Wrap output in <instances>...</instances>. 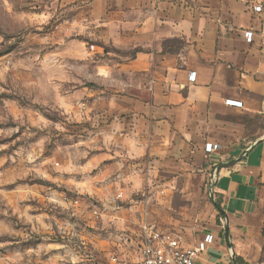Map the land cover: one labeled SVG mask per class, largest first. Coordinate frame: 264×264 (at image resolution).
<instances>
[{"label":"clouds","instance_id":"9594fccd","mask_svg":"<svg viewBox=\"0 0 264 264\" xmlns=\"http://www.w3.org/2000/svg\"><path fill=\"white\" fill-rule=\"evenodd\" d=\"M113 2L118 10L105 19H101V14L97 10L90 17L81 16L71 23L65 21L64 24L59 25L51 37L39 42L40 47L28 49L29 52L35 53L29 63L17 61L12 65L11 71L7 65L0 66V94H15L31 105L37 106L35 109L22 108L16 103L5 101L0 111L6 113L7 109L15 107L17 126L0 131V138L12 135L19 131L20 127H24L25 132L18 137V140H28L35 135L30 129L45 133L40 140L30 146L28 151L25 152L23 148L17 151L15 157L18 159L0 157V168L5 160H13L15 165L11 169L0 171V186L17 179L43 180L57 187H63L68 192L99 199L105 206L109 200L116 199L135 205L133 196L138 193L143 194L147 189L153 193L147 201L151 211L147 214L141 211V220L134 222L144 229L147 237H151L152 243L141 248L137 253L140 264H143L144 253L151 255L146 264H180L185 253L188 256L184 259V264H190V261L199 259L200 250H192L186 246L179 235H165L160 239L162 231L166 229L158 228L153 232L151 227L145 228L144 218L147 215L153 227L155 226L153 218H157L161 223L170 224L177 233L183 231L191 234L192 225L205 218L214 225L212 215L193 216L191 210L187 208L177 213L179 219H173L169 215L173 212L171 193L176 189L179 175L166 183L159 181V169L167 167L165 157L172 155L180 159L181 149L185 148L186 142L191 139V133L183 125L178 124L177 130L184 137L183 140H179L175 133L169 135L168 126L164 123L163 131L157 129L162 139H149L147 124L143 122V117L133 123H125L120 119L121 113L126 109L118 103V100L125 98L120 95L121 93H128L130 90L144 92V83L137 77L136 71L140 69L148 72L155 64L158 77L155 81L156 93H159L162 84L169 92V97L166 99H170L176 105V111L185 113L186 120L194 121L195 115L189 114L195 113L197 103L206 99L203 92L208 89H204L203 85L207 84V80L198 81L197 84L185 81L178 72L177 65L178 62L186 65L189 58L196 54L192 46L194 41L198 47L202 46L206 35L204 21L200 20L196 34L193 35L190 20H182L179 25L170 20L161 21L156 17L155 12L143 13L135 5H132V11L124 13L119 9L122 5L128 4L129 0H113ZM71 3L73 0H49L47 4L44 0H32L27 7L39 8L44 5V10L39 16L20 11L24 6V0H0V9L7 10L13 23L11 31L16 32L18 29L27 31L29 28L47 24L57 16L58 4L63 8L65 4ZM240 3L243 5L245 0H240ZM260 3L261 0H251L246 15H251L252 10L257 9ZM261 17H264V13L257 16V22ZM18 21L23 22L17 23ZM161 23L167 24L168 30L153 32V27ZM100 29L104 31H98ZM121 32H131L134 35L122 37ZM177 35L185 39L187 47L174 57L138 52L133 59L130 54L120 56L115 52H108L107 56L115 59H97L98 56H104V48L87 43V41H100L104 46L120 49L124 53H131L136 48L151 49L155 44V51L159 53L162 51V42ZM69 37L84 39H69ZM2 41L3 36H0V42ZM13 42L9 40L8 44ZM258 42H264V32L261 33ZM45 46L52 50L45 53L42 58L40 53ZM53 55L58 63L53 68H48L43 64V59ZM6 59L10 60L11 56L0 57V61ZM117 61L127 63L122 64ZM37 64L39 67L34 78L31 76L25 78L16 72L18 68L31 71ZM247 71L264 72V60L255 70L247 69ZM243 80L244 86H248L250 77L244 75ZM186 83L190 95L185 98L179 95V91ZM90 84L97 87L90 88L88 87ZM148 90H151V84ZM106 92L111 93L107 99L104 98ZM246 110L264 112V107ZM45 114L54 115L55 119L46 118ZM6 119L7 114L0 115V122ZM53 136H63L70 143L57 145L51 157L41 159L46 145ZM174 140L175 144L172 143ZM7 148H9L8 144L0 145V151ZM146 155L149 157L147 172L144 171ZM105 161H113V163L104 165ZM179 173L185 176L192 175L182 160ZM64 174H68L69 178L64 179ZM77 176L80 177L79 180L76 179ZM21 190L22 194L18 198L6 197L4 206L0 207V216L15 217V223L22 226L17 229L11 224L0 221V237L11 238L0 241V248L6 247L13 241L20 243L39 237L44 243L22 255L17 254L15 259L23 260L25 264H85L87 248L81 247L80 244L83 237L73 231L66 222L61 223L56 219L58 213L75 214L71 202L65 200V193H56L50 188L37 184L31 187L24 184ZM181 191L187 193V185ZM186 198L190 199L191 196L188 195ZM23 201H36V206ZM143 206L134 207L142 209ZM224 223L223 220L220 222L219 229H223ZM236 225L237 222L233 221L229 226L232 230L230 243L233 248L229 249L228 253L242 257L246 264H258L261 254L260 243L250 233L242 232ZM41 256L47 259L41 260ZM0 264H9V262L0 256Z\"/></svg>","mask_w":264,"mask_h":264},{"label":"crops","instance_id":"0c3cea01","mask_svg":"<svg viewBox=\"0 0 264 264\" xmlns=\"http://www.w3.org/2000/svg\"><path fill=\"white\" fill-rule=\"evenodd\" d=\"M249 3L251 0H245L243 5L240 0H129L119 9L128 13L135 5L143 13L155 12L161 21L170 20L177 25L182 20H190L193 35L200 20L204 21L206 35L202 46L198 47L194 41L192 46L196 54L189 58L186 65L179 62L177 65L185 81H190L191 73H194V80L190 81L192 84L207 80V84L203 85L204 89H208L203 92L206 99L197 103L195 113L189 114L195 115L194 121L186 120L185 113L176 111V105L166 99L169 92L162 84L159 93H156L155 81L158 77L155 64L148 72L136 71L137 77L144 83V92L130 90L121 93L125 98L118 100L126 109L120 119L133 123L143 117L149 139H162L157 129L163 131L164 123L168 126L169 135L175 133L179 140L184 137L177 130L178 124L191 133V139L181 149V158L166 156L167 167L159 171L180 174L182 160L192 173L190 176L183 175L187 187L193 176L206 182L209 202L214 210V225L209 223L205 230L194 237L182 238L186 246L192 247L205 235L213 236L212 243L199 256L196 264H246L242 257L228 253L233 248L230 243L232 230L229 227L233 221L237 222V228L250 233L260 243L261 250L264 243V112L246 110L264 107V72L247 71L255 70L264 60V42H258L264 32V17L257 22V16L264 13V0H261L260 12L252 10L251 15H246ZM99 4L104 7L102 19L118 10L113 0H99ZM157 30H168V25L161 23L154 26L152 31ZM245 32L252 33L251 42L246 41ZM132 35L134 33L121 32L122 37ZM169 41L180 44L164 46ZM185 47V39L177 35L164 40L159 53L155 51L154 44L151 49H133L131 56L134 59L138 52H152L154 56L174 57ZM244 75L250 77L248 86H244ZM150 84L151 90H148ZM179 95L185 98L190 95L187 83L180 89ZM226 100L240 102L241 106L226 105ZM164 112L168 114L164 115ZM206 143L217 145V149L206 153ZM253 143V148L246 153ZM145 157L149 158L147 155ZM214 200L220 204L221 216L213 207ZM222 220L224 227L219 229Z\"/></svg>","mask_w":264,"mask_h":264},{"label":"rangeland","instance_id":"374dc122","mask_svg":"<svg viewBox=\"0 0 264 264\" xmlns=\"http://www.w3.org/2000/svg\"><path fill=\"white\" fill-rule=\"evenodd\" d=\"M32 0H24V6L20 9L29 15L39 16L43 10L44 5L42 4L39 8H29L27 4L31 3ZM44 3H49V0H44ZM19 7V4H18ZM15 11V9H12ZM99 11L101 14V19L104 15V7L99 4V0H73L71 4H65L63 8L57 5V16L54 17L47 24L29 28L27 31L18 29L16 32H12L13 27L12 19L7 14V10L0 9V36H3V41L0 42V57L11 56L10 60L0 61V66L7 65L9 70H12V65L17 61H22L25 64L29 63L31 57L35 54L34 52H29L28 49H34L40 47V41L45 40L56 31L59 25H62L67 21L71 23L73 20L79 17H90L94 11ZM23 21H18L17 23H22ZM98 31H104L100 29ZM69 39H84L83 37H69ZM9 40L14 42L8 44ZM89 45H96L98 47L104 48V56H98L97 59H115V57H108V52H115L117 55H132L131 53H124L116 50L115 48L104 46L100 41H87ZM48 47H44L43 52L40 53L41 57L45 56V53L51 51ZM58 63L57 58L53 56H48L43 59V64L48 68H53ZM39 65H35L31 71H26L24 68L16 69V72L22 77L28 78L29 76L35 77L37 74V69ZM90 88H96L95 85H88ZM110 92L104 94V98L107 99L110 96ZM16 103L22 108H33L37 106L31 105L27 100L23 99L21 96L4 93L0 94V109L3 108L4 102ZM7 114V119L4 122H0V131H6L10 128L16 127L15 116L17 114V109L15 107L9 108L4 111H0V115ZM46 118L55 119V116H48ZM30 131L35 132L28 140H18L24 132L25 128L20 127L19 131L14 132L12 135L0 138V145L8 144L9 148L0 151V157H13V159H18L15 157V153L23 148L26 151L30 149V146L35 144L40 140L45 133L37 131L35 129H30ZM16 141V143H12ZM74 142V141H73ZM70 143L63 138V136H53L51 141L46 145L45 152L41 159L51 157L57 145L63 146ZM149 158L144 157L145 168L144 171L147 172V164ZM39 161H37L38 163ZM113 161H105L104 165H110ZM15 167L13 160H5L4 165L0 168V171L8 170ZM103 167V165H102ZM160 170V169H159ZM93 175L95 172L92 173ZM56 175V173H53ZM179 179L176 183V189L171 193V207L173 212L169 213L173 219H179L177 215L180 211L187 208L191 210L193 216L198 214H214V210L211 207L208 197V188L206 187V182L201 181L197 176H193L189 181L187 187V193L181 191L185 186V178L183 175L176 173H166L159 171V181L160 183H166L170 181L174 176H178ZM69 175L64 174V179H68ZM80 179V177H76ZM114 179V177H113ZM28 184L31 187L33 184L40 185L44 188H50L53 192L65 193V200L70 201L73 205L72 211L75 213L73 215H65L63 213H58L56 219L61 223L66 222L67 225L71 226L73 231L78 232L82 237L80 241L81 247L87 248L85 255L87 256L85 264H129L131 255L134 253L133 244L137 233L141 229L139 224L134 221L141 220V211L147 214L151 211V206L147 204L150 197L153 196L152 192L147 189L144 190L143 194H136L133 196L135 205L129 203L128 201L122 199H116L115 201L109 200L107 206L101 203L99 199H95L91 196L78 195L76 193L68 192L67 189L63 187H57L55 184H51L48 181L43 180H21L17 179L14 182H10L0 186V207L4 206L5 198L13 199L18 198L22 194L21 186ZM99 187V185H98ZM43 195V193H42ZM190 195L191 198L187 199L186 196ZM23 203L31 204L36 206V201H23ZM136 205H144L142 209L134 207ZM262 212L264 215V205L262 207ZM37 214V213H32ZM155 222V227L166 229V231L173 233L174 235H179L182 238L194 237L196 234L200 233L210 223L207 218L203 220L196 221L191 234L185 233L183 231L177 233L176 229L170 224L161 223L159 219L153 218ZM0 221L5 224H11L13 227L19 229L22 227L15 223V217H3L0 216ZM130 221H133L130 223ZM144 225L152 226L149 223L147 215L144 218ZM264 231V230H263ZM10 237H0V241L10 240ZM264 240V238H263ZM44 243L39 237H34L29 241H24L17 243L15 241L9 243L6 247L0 248V256L7 259L9 264H25L23 260H16L17 254H24L29 249L38 247ZM79 243V241H77ZM51 255V253H50ZM120 257V259H117ZM41 260L47 259V257L41 256ZM259 264H264V243L262 246L261 254L258 260Z\"/></svg>","mask_w":264,"mask_h":264},{"label":"built area","instance_id":"2783aa9c","mask_svg":"<svg viewBox=\"0 0 264 264\" xmlns=\"http://www.w3.org/2000/svg\"><path fill=\"white\" fill-rule=\"evenodd\" d=\"M262 10V4H259L258 8L257 9H254L255 12H260ZM244 37L246 39L247 42H251L252 40V33L251 32H245L244 33ZM189 80L190 81H193L194 80V73H191L189 75ZM225 104L226 105H229V106H234V107H240L241 106V103L240 102H236V101H232V100H226L225 101ZM217 149V145L215 144H211V143H206L204 145V151L206 153H212L213 151H215ZM148 227H151L152 228V231L153 232H156L157 231V227H153V226H145V228H148ZM139 235H137L135 237V241H134V253L133 255H131L130 259L129 260V264H140L139 262V257L137 255V253L139 252V250L141 248H144V247H147L149 244L152 243V240H151V237H147L146 234H145V231L144 229H140L139 230ZM165 235H173L172 233L170 232H165V231H162L161 235H160V239H163ZM213 241V236L211 234H207L204 236V238L198 242L196 245L190 247L192 250H200L199 251V256L203 253L206 252L207 250V247L212 243ZM188 254L185 253V257L184 258H181L180 260V264H184V259L187 258ZM151 258V255L150 253H144V261H143V264H146V261L148 259ZM197 260V259H196ZM196 260L194 261H190V264H196Z\"/></svg>","mask_w":264,"mask_h":264},{"label":"trees","instance_id":"16d2710c","mask_svg":"<svg viewBox=\"0 0 264 264\" xmlns=\"http://www.w3.org/2000/svg\"><path fill=\"white\" fill-rule=\"evenodd\" d=\"M177 44V45H179L180 44V42H171V41H169V42H165L164 43V46L165 45H167V44ZM212 204H213V207H214V209L216 210V212L218 213V216H221V214H222V210H221V208H220V204H219V202L217 201V200H214L213 202H212ZM263 235V238H264V233L262 234Z\"/></svg>","mask_w":264,"mask_h":264},{"label":"water","instance_id":"95a60500","mask_svg":"<svg viewBox=\"0 0 264 264\" xmlns=\"http://www.w3.org/2000/svg\"><path fill=\"white\" fill-rule=\"evenodd\" d=\"M254 145H255V143L251 144V145L248 147V149L246 150V153H248V152L253 148Z\"/></svg>","mask_w":264,"mask_h":264}]
</instances>
